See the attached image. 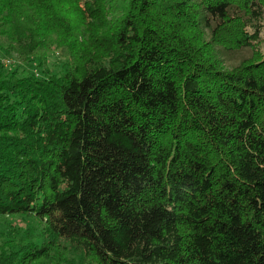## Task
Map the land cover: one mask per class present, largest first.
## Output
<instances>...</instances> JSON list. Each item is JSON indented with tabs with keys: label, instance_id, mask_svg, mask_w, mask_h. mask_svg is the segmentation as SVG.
Returning a JSON list of instances; mask_svg holds the SVG:
<instances>
[{
	"label": "trees",
	"instance_id": "trees-1",
	"mask_svg": "<svg viewBox=\"0 0 264 264\" xmlns=\"http://www.w3.org/2000/svg\"><path fill=\"white\" fill-rule=\"evenodd\" d=\"M57 1L0 0V264H264V0Z\"/></svg>",
	"mask_w": 264,
	"mask_h": 264
},
{
	"label": "rangeland",
	"instance_id": "rangeland-1",
	"mask_svg": "<svg viewBox=\"0 0 264 264\" xmlns=\"http://www.w3.org/2000/svg\"><path fill=\"white\" fill-rule=\"evenodd\" d=\"M76 4H77L76 1L74 2L73 0L57 1L55 5V8L57 7V9L54 10V14L57 16L58 19L62 18L63 20H65L66 27L65 30L61 29L60 26H62L63 24V22L61 21V25L53 29L54 35L52 36L51 39H53L54 41L59 42L60 39H62V42L68 40L70 43L81 41L82 39L81 35L84 32H87V27L85 26V23L84 22L83 24L81 23V13L79 11L80 6ZM111 13L113 14V17H120L117 8L111 10ZM53 21L54 23H57L55 20ZM94 31L91 32L89 31L88 33L91 34ZM255 53L264 56V23L260 33V39L257 41V43L253 44L252 50L244 49L238 52L231 53L229 54V56H226L227 67L230 68L236 66L244 59H248L251 56H254ZM41 55L43 59H45L44 68L47 71L52 73H60L61 69L62 70L64 69L63 64L65 63V61L62 57V53L60 50H56L55 48H52L47 51L43 50V52H41ZM10 60L12 63H14V65L16 66L20 65L19 60L15 56H13ZM29 70L34 74L37 73V68L35 64H33L31 68H29ZM30 228L36 229L37 234L38 235L40 234L39 225L33 218H28V217L25 218L24 216H17V217H8L5 219H1L0 232L4 229L5 230L2 232V236L0 237V252L6 250L5 249L6 245L8 246L7 249L8 253H10V251L12 252L13 250L16 251L17 250L16 247L18 249L20 247H24L23 245H25L26 242L21 241L20 238H22L24 236V232ZM77 264H81V263L78 262Z\"/></svg>",
	"mask_w": 264,
	"mask_h": 264
}]
</instances>
